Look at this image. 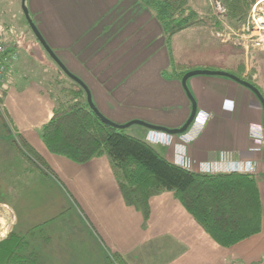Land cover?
Masks as SVG:
<instances>
[{"label": "crops", "instance_id": "0c3cea01", "mask_svg": "<svg viewBox=\"0 0 264 264\" xmlns=\"http://www.w3.org/2000/svg\"><path fill=\"white\" fill-rule=\"evenodd\" d=\"M191 3L199 12L208 7V0ZM19 4L22 0H0V40L15 54L18 45L7 35L8 24H20L15 22L19 19ZM24 5L47 46L51 50L63 47L61 57L54 52L55 55L85 84L93 104L95 98L100 109L95 107L107 120L119 125L140 120L169 130L184 125L191 103L180 79L162 76L169 67V56L163 47L161 28L138 0H25ZM22 16L25 20L23 12ZM113 25L120 29L117 34L115 29L108 30L103 51H66L87 29L94 26L100 32ZM193 31L196 34H187L188 39H195L188 51L200 53L201 47L207 55L175 59L179 73L225 71L251 78L252 72H247L236 55L241 49L245 54L244 48L222 42L206 27ZM121 42L125 44L120 46ZM224 46L232 48L225 50L226 57H210L211 51H223ZM18 59L8 68L0 107L9 130L43 158L47 171L43 175L36 172L29 183L20 182V173L8 176L10 191L5 194L15 203L0 204V231L4 235L15 232L25 236L37 253L39 264H110L116 256L125 264H264V142L257 145L252 140L259 132L264 135L263 110L250 90L224 77H192L186 86L197 111L185 133L167 135L145 128L130 133L149 143L168 162L194 173L239 172L246 162L253 163L261 200L260 231L223 248L172 192L159 193L144 205L132 206L126 203L106 156L76 164L49 153L40 131L50 121L54 103L44 79L18 73L24 65L18 64ZM203 114L209 117L204 118ZM21 183L28 186L24 191ZM44 196H49L50 208L55 206L60 211L36 223L31 219V209ZM70 223L81 228L76 241L64 235ZM50 234L59 239L54 240Z\"/></svg>", "mask_w": 264, "mask_h": 264}, {"label": "trees", "instance_id": "16d2710c", "mask_svg": "<svg viewBox=\"0 0 264 264\" xmlns=\"http://www.w3.org/2000/svg\"><path fill=\"white\" fill-rule=\"evenodd\" d=\"M138 1L161 24L167 41L177 33L200 26L222 31L218 22L210 15V10L197 11L192 7L191 0ZM217 2L225 10L229 26L239 30L245 26L246 18L256 0ZM178 74L172 78L181 80L186 73ZM238 77L256 87L251 78ZM70 82L72 85L65 87L64 82L55 78L57 92L48 90L54 108L50 121L40 131V138L49 153L76 164L106 156L126 203L132 206L144 205L151 196L159 193L172 192L197 224L223 248H230L259 233L261 200L253 175L240 172L194 173L168 162L146 141L102 123L89 109L85 92L77 84ZM8 130L9 126L0 108V146L7 145L6 139H3L7 138ZM9 145L11 148L14 146L13 150L24 162L23 171L31 172L35 169L34 171L45 174V161L21 136L14 137ZM30 163L33 164L32 170ZM109 262L125 264L117 256ZM0 264L39 263L37 253L31 248L28 239L10 232L0 241Z\"/></svg>", "mask_w": 264, "mask_h": 264}, {"label": "rangeland", "instance_id": "374dc122", "mask_svg": "<svg viewBox=\"0 0 264 264\" xmlns=\"http://www.w3.org/2000/svg\"><path fill=\"white\" fill-rule=\"evenodd\" d=\"M215 1H217V0H215ZM256 1H262V0H256ZM207 5H208L207 9L210 10V15L216 20V18L214 17V15L212 13V8L209 7V2L207 3ZM259 7H262V9H264V2L261 3L259 5ZM22 12H23L22 4H21V6L19 4V8L17 9L19 19L18 20L16 19L15 22H20V24H17V25L16 24H8V26H9L8 30H9L10 35H7L8 38H12L13 42L18 45V46H16V51L18 53V54H16L17 59L19 56L18 64H20L22 62L24 64L23 66H20L21 71H18V73H28L31 76H33V75L37 76L38 75L39 77L44 79L43 81L45 82V88L47 90L53 91V90L57 89L54 86L55 78H57V79L59 78L62 82H64L63 85L65 87H66V85H72V83L70 82L71 80L68 79L61 72V70L59 71L58 67L54 64V62L49 58V56L43 50L41 45L37 42L34 34L30 30L26 20L23 19ZM31 20H32L33 24L37 27V25H36L37 22L33 18ZM12 21H14V20H12ZM223 21H224L225 25H223L222 23H219L218 20H216V22H218V25L220 26V28H222L221 32L215 31L214 29H212L210 27H206V28H208V30L211 31V33H213L214 36H216L217 38H219L217 35L224 33L225 30H227V28H230V30H233L235 32H239L243 28V27H241L239 30L232 29L229 26L228 19L226 17V13L223 17ZM246 22H247V18H246ZM6 23H8V22H6ZM9 23H10V20H9ZM159 25H160L161 33H162V37H163V43H164L163 47L169 56V67L163 73L165 74V77L172 79V77H176L177 75H179L178 74L179 69H178V66L176 63L177 60H175V59H178L179 57L187 58V56L188 57H192V56L195 57L197 55H198V59H199L201 55H204L206 53L205 50H203L200 47L199 42H198V46L200 47V49H199L200 53L199 52L197 53L196 51H190V49L188 51V46L192 45L195 42V39H192V40L188 39L187 34H196L193 31V29H195V28L203 29L204 27L200 26V27H195L193 29L184 30V31L177 33L176 35L172 36L170 38V40L167 41L166 37L163 33L161 24L159 23ZM113 29H115V31H116L115 34H117V31L120 28L113 25L112 28L111 27H103V29L100 32H96L94 30V26H93L92 28L87 29V32L85 34H83L80 39L73 41L72 42L73 45L71 44L72 47H70V48L68 47L66 49V51L74 52L76 50H82V51L91 50L94 53H97L100 50L103 51L104 45L107 44L106 41H103V38H104V36L106 37L109 34L108 30H111L110 32H113ZM200 32H203V31H198V33H200ZM95 33H97V34H95ZM216 33H217V35H216ZM219 39L222 40L221 38H219ZM8 41H10V40L8 39L6 41V43H8ZM151 42L152 41L149 38V40H148L149 45L148 46L151 45ZM222 42H224V41L222 40ZM231 42H233V41H230L228 43L230 44ZM124 44H125V42H121L120 46H123ZM236 44H237V42H236ZM226 47H228V48H226ZM8 48L11 50L10 46H8ZM223 48H224L223 51L217 50L214 53L211 51L210 57L212 59H217V60L226 57L227 53H225V50L228 49V51H229L232 48L230 46H224ZM247 49L249 50V52H252V53L248 54L249 52L246 51ZM247 49L245 50V54H244V51L241 49V52L239 51L236 55H237L238 59L241 61L239 63L240 64L244 63L245 67L247 68V72L249 74L252 72L250 74V77L252 78L251 81L256 85V87L259 89V92L261 93V95L264 98V48L258 49V51H254V52H253V50H251V49H253L251 47H248ZM36 50H39V51L37 52ZM53 50H52L53 52L57 53L59 55V57H61L60 54L63 53V47H55V48H53ZM220 52H221V54H220ZM206 55H207V53H206ZM17 59H15V62L17 61ZM179 60H181V59L179 58ZM216 67H218V66H214L212 68L218 69ZM227 70L231 71L228 68H227ZM223 72H225V71H223ZM234 72H236V71L234 70ZM163 73H162V76H163ZM247 76H249V75H246V77ZM200 77H205V76H200ZM206 77H208V76H206ZM3 84H2V86H3ZM57 90H56V92H57ZM93 101H94L95 105L99 108L95 98H93ZM0 103H1V99H0ZM132 121H140V120H132ZM132 121H127L121 125L130 123ZM141 122H143V121H141ZM141 128H143V127L133 125L127 129H125L124 132L127 135H130V133L132 134L134 132H137V130H140ZM14 137H16V136L14 134H12V132L10 130H8L7 131V138L3 139V141L6 139L5 144L7 143V145L5 147L0 146V149H1V151H0V169H1V172H0V174H1V176H0V204L5 203V201L6 202L8 201L11 204L15 203L12 200H10V196L5 194V193L10 191V185L7 184V178L9 175L10 176L11 175L16 176L18 173H20L21 175L25 176V177H23V176L20 177V182L23 181L24 183L25 182L29 183V182H31L30 179L32 178V176H35V173L37 172V171H34L35 169L32 170L33 164L30 163L29 166L31 167L32 171L31 172L26 171L23 173L22 164H24V162L21 161L18 154L13 150L14 146H12L13 148H11V146H10L11 144L9 145L10 141ZM29 176H31V177H29ZM10 178H12V177H10ZM15 179H16V177H15ZM8 182H9V180H8ZM21 184H23V183H21ZM20 187H21V191L22 190L24 191L28 186L23 184V185H20ZM48 198H49V196H46V197L44 196V199L39 204L35 205L31 209V212L33 215L31 219L34 222L41 223L44 220L51 218V216L55 215L58 211H60V210L57 211V209H59V208H57L55 206H54V208H50V205H49L50 199H48ZM58 203H60V202L58 201ZM1 227H2V225H0V229H1ZM80 232H81V228H79V226L77 224L70 223L69 224V231L67 234H64V235L68 239L70 238V239L76 241L77 239H79ZM8 234L4 235L3 231L1 230L0 231V241L3 240ZM64 235H62V237H64ZM50 236H51V234H50ZM51 238H53L54 240L59 239L57 237V235H52ZM89 251L92 252L91 249Z\"/></svg>", "mask_w": 264, "mask_h": 264}, {"label": "water", "instance_id": "95a60500", "mask_svg": "<svg viewBox=\"0 0 264 264\" xmlns=\"http://www.w3.org/2000/svg\"><path fill=\"white\" fill-rule=\"evenodd\" d=\"M25 0H22V10H23V14L25 17V20L30 28V30L32 31V33L34 34L37 42L41 45V47L43 48V50L46 52V54L49 56V58L54 62V64L61 70V72L68 78L70 79L72 82H74L75 84H77L84 92L86 95V102L88 104L89 109L94 113V115L104 124L110 126L111 128L117 129V130H125L127 128H129L130 126L133 125H137L140 127H143L149 131H153V132H160V133H164L167 135H181L183 133H185L188 128L192 125V123L194 122L195 118H196V103L193 99V97L191 96L187 86H186V82L188 79L195 77V76H215V77H224L227 78L229 80H232L234 82H236L237 84L247 88L248 90L251 91V93L256 97V99L259 101V103L261 104L262 110H263V131H264V98L261 95V93L259 92V90L253 86L252 84L241 80L240 78L226 73V72H212V71H207V70H203V71H191L186 73L182 79H181V85L186 93L187 98L189 99L190 103H191V112L190 115L188 117V119L186 120V122L184 123V125L176 130H169L166 128H162V127H157V126H153V125H149L146 124L144 122L141 121H132L130 123L124 124V125H119V124H115L109 120H107L95 107V105L92 102V98H91V94L88 90V88L85 86V84L79 80L77 77H75L74 75H72L65 67L64 65L60 62V60L57 58V56L55 55V53L47 46V44L45 43V41L43 40L41 34L39 33V31L37 30V28L35 27V25L33 24L32 20L29 17L28 11L24 5Z\"/></svg>", "mask_w": 264, "mask_h": 264}, {"label": "built area", "instance_id": "2783aa9c", "mask_svg": "<svg viewBox=\"0 0 264 264\" xmlns=\"http://www.w3.org/2000/svg\"><path fill=\"white\" fill-rule=\"evenodd\" d=\"M262 1L264 2V0ZM262 1H256L253 4L247 16L246 24L239 32H235L230 30V28H227L224 33L218 34L217 36L224 42H237V44L243 47L244 50H246L248 47L253 49L264 48V9L259 7V5L263 3ZM208 2L209 7L212 8V13L216 20H218L219 23L225 25L223 17L226 12L223 6L215 0H208ZM15 59H17V55L0 40V93L8 68L11 63L15 62ZM208 117L209 116L204 115V118ZM252 140L255 144L261 145L264 142V135L262 132H259V134H255ZM239 172L253 176L257 174V170L251 162H246L244 167L241 168Z\"/></svg>", "mask_w": 264, "mask_h": 264}]
</instances>
